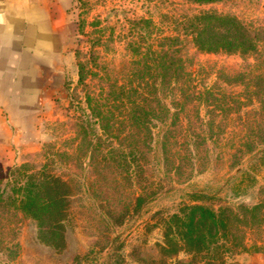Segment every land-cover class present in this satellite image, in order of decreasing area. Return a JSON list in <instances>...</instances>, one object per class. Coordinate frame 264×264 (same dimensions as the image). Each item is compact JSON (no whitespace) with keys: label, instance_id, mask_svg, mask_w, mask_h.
<instances>
[{"label":"rangeland","instance_id":"1","mask_svg":"<svg viewBox=\"0 0 264 264\" xmlns=\"http://www.w3.org/2000/svg\"><path fill=\"white\" fill-rule=\"evenodd\" d=\"M204 10L263 29L258 51L198 52L185 24ZM73 13L75 52L35 141L0 149V264H264V163L247 157L264 135V0H73ZM168 35L182 41L196 89L236 92L243 102L240 108L204 98L186 103L180 128L205 138L196 146L198 158L183 159L177 174L153 144L137 177L133 109L139 103L151 110L148 126L156 133L178 108L150 53L165 49ZM253 91L263 96L252 99ZM189 149L195 152V145ZM51 177L65 184L53 186ZM141 187L148 191L137 205ZM50 188L66 199L59 224L43 225L25 213L22 200ZM194 203L223 208L228 225L216 236L205 226L184 233L174 214L187 220L182 208ZM256 204L255 212L244 209Z\"/></svg>","mask_w":264,"mask_h":264},{"label":"trees","instance_id":"2","mask_svg":"<svg viewBox=\"0 0 264 264\" xmlns=\"http://www.w3.org/2000/svg\"><path fill=\"white\" fill-rule=\"evenodd\" d=\"M196 3H210L216 0H191ZM189 41L193 47L201 53H226V54H240L248 55L258 51V42L260 41L261 32L263 29L249 26L242 22L238 17L231 14H222L213 10L198 11L187 18L185 24ZM165 49L155 50L150 52L152 60L155 62L157 70L162 72V76L169 89L171 102L177 105V112H171L169 121L166 122V129L163 132H152V128L148 126L151 120V110L144 108L139 103L133 109V113L130 117L131 124L137 129L134 134L135 150L132 152V159L134 161V175L142 177L145 172L144 161H146V151H151L153 144L160 155L162 163L167 166L170 165L174 170V173L181 174L183 159L191 161L193 158H198V151L196 146L199 144V140L203 141L205 138L201 134L196 133H184L182 128L185 125L183 117H180L178 112L185 114L184 106L188 102H196L197 100L204 98L210 100L215 106L222 104L232 106L236 105L237 108L241 107L243 102L239 93L229 94H213L210 90L196 89V83H194L193 71L188 68L186 60L181 54L183 48L182 41L177 35H168L164 37ZM163 70V71H162ZM264 79V78H263ZM247 81H250L248 79ZM128 89V88H127ZM123 88L121 93L129 99L128 90ZM130 92V91H129ZM250 98L258 100L263 96L260 91H253L249 93ZM248 96L247 99L251 100ZM246 99V98H245ZM133 105H135V102ZM228 108V107H227ZM183 110V111H182ZM169 112V109L166 110ZM171 111V110H170ZM101 113V112H100ZM130 113V112H129ZM128 113V114H129ZM101 115V114H100ZM171 117V118H170ZM211 138V137H209ZM213 140H218L217 136H212ZM211 138V139H212ZM259 146L254 148H248V159L250 162L258 160L260 163H264V135L258 138ZM190 145H195V152L191 151ZM183 152V154H182ZM241 158H236V163H241ZM127 155L123 156L124 167L128 170L129 164H127ZM125 169V170H126ZM126 170V171H127ZM128 173V172H127ZM53 186H62L65 184L63 180L57 177H51L48 181ZM145 187H141V191L137 194L136 203L140 205L144 195L147 193ZM157 189H152L148 192V195H156ZM45 193V192H44ZM195 195L204 197L206 192L203 190H194ZM38 192L36 194L27 195L22 200V207L25 213L31 215L35 219L42 223L45 221H56L59 224V217L63 213V205L66 199L64 193L56 190L46 192L45 195L40 196ZM40 199H38V198ZM10 205L15 204V200L10 196ZM3 201V193L0 192V202ZM188 209V211H185ZM259 208L258 204L251 207H245L248 212H255ZM182 214L186 213L183 221L180 216L174 214L178 218L176 224L185 226L184 233L190 234V231L200 226H205L209 235L216 236L220 231L219 228L224 229L228 224L226 214L223 208H214L202 204L194 203L186 205L182 208ZM254 214V213H253ZM48 223V222H47ZM41 224V225H42ZM194 232H192V237ZM204 241L205 235H201ZM193 239V238H192ZM121 257V254H118Z\"/></svg>","mask_w":264,"mask_h":264},{"label":"crops","instance_id":"3","mask_svg":"<svg viewBox=\"0 0 264 264\" xmlns=\"http://www.w3.org/2000/svg\"><path fill=\"white\" fill-rule=\"evenodd\" d=\"M74 29L73 0H0V149L35 141L63 88Z\"/></svg>","mask_w":264,"mask_h":264}]
</instances>
